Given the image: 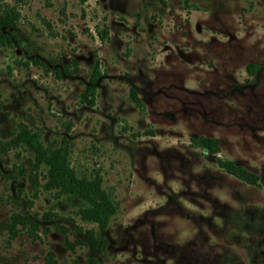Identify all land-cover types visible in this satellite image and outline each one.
Masks as SVG:
<instances>
[{
  "label": "rangeland",
  "instance_id": "obj_1",
  "mask_svg": "<svg viewBox=\"0 0 264 264\" xmlns=\"http://www.w3.org/2000/svg\"><path fill=\"white\" fill-rule=\"evenodd\" d=\"M1 14L0 220L34 225L0 228V264H264V0H0ZM21 129L100 178L102 227L45 186Z\"/></svg>",
  "mask_w": 264,
  "mask_h": 264
},
{
  "label": "trees",
  "instance_id": "obj_2",
  "mask_svg": "<svg viewBox=\"0 0 264 264\" xmlns=\"http://www.w3.org/2000/svg\"><path fill=\"white\" fill-rule=\"evenodd\" d=\"M0 21L5 25L13 23L11 16L7 14H1ZM106 32V27L104 25L99 31L100 38L106 37ZM246 69H248V64L246 65ZM97 75L98 60L94 57L93 63L91 64L88 84L84 86V90L80 93L81 101L92 103L91 97H93L95 92L94 82ZM128 95L134 104L142 106L141 99L133 87L129 88ZM17 137L28 143L33 152L35 167L38 168L42 166L45 168V186L55 188L68 196L77 198L81 204L78 208L80 218L86 221L96 222L102 227L107 218L113 213L115 206L110 193L101 185L100 178L97 175L90 178L84 175H78L74 169L68 165L67 151L63 146H45L35 133L24 129L19 131ZM190 145L209 150L214 155L216 165L225 172L247 183H257V173L236 163L232 159L217 155L219 146L216 137L199 135L191 138ZM30 179L33 185L37 184L35 174L32 175ZM17 223L27 229L32 228L34 225L33 220L29 216L13 213L10 215L8 221L0 220V228L6 229L10 236H14L17 233Z\"/></svg>",
  "mask_w": 264,
  "mask_h": 264
}]
</instances>
